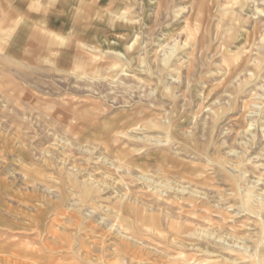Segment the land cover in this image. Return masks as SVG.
Returning a JSON list of instances; mask_svg holds the SVG:
<instances>
[{"label": "rangeland", "instance_id": "obj_1", "mask_svg": "<svg viewBox=\"0 0 264 264\" xmlns=\"http://www.w3.org/2000/svg\"><path fill=\"white\" fill-rule=\"evenodd\" d=\"M5 1L0 264H264V0H100L34 60Z\"/></svg>", "mask_w": 264, "mask_h": 264}, {"label": "crops", "instance_id": "obj_2", "mask_svg": "<svg viewBox=\"0 0 264 264\" xmlns=\"http://www.w3.org/2000/svg\"><path fill=\"white\" fill-rule=\"evenodd\" d=\"M50 0H19L18 5L22 9V14H28L25 17L26 21L19 24L17 29L18 32L11 39L10 51L13 52L12 57L19 58V55L24 52L26 47H30L29 52L32 56H27L28 60H34L36 55L41 53H48L51 51V46L57 44L52 40V37L46 34L44 29H53L54 32L61 34L68 30L69 32H74L77 35V28L81 24L76 22L77 15L90 11L92 19L95 17V9L97 13L100 9V0H57L53 2L52 5H46ZM5 0H0V7L3 8ZM33 3L37 5L36 15L30 16L33 9ZM1 10V9H0ZM1 13V12H0ZM118 19H121L119 15ZM13 20L15 19L14 14H12ZM32 18V19H31ZM38 20V21H33ZM55 38V37H53ZM123 50L114 49L112 52L120 53L122 55ZM23 56V55H22ZM26 57V56H25ZM33 57L34 59H32ZM16 80V79H15ZM25 86L14 82L13 87H11L15 93L22 96V88ZM26 88V87H25ZM27 91V90H26ZM29 92V91H28ZM30 95V94H23ZM0 256H4L0 252Z\"/></svg>", "mask_w": 264, "mask_h": 264}]
</instances>
